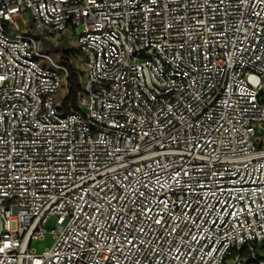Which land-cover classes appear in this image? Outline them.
Listing matches in <instances>:
<instances>
[{"label": "built area", "instance_id": "built-area-1", "mask_svg": "<svg viewBox=\"0 0 264 264\" xmlns=\"http://www.w3.org/2000/svg\"><path fill=\"white\" fill-rule=\"evenodd\" d=\"M32 25L76 34V107ZM255 245L264 0H0V264H249Z\"/></svg>", "mask_w": 264, "mask_h": 264}, {"label": "trees", "instance_id": "trees-1", "mask_svg": "<svg viewBox=\"0 0 264 264\" xmlns=\"http://www.w3.org/2000/svg\"><path fill=\"white\" fill-rule=\"evenodd\" d=\"M30 32L32 34H35L40 39L43 51H52L54 53L61 54L58 58V62L63 63L68 69V102L76 107V105L78 104L79 95L82 92V84L84 81L85 72L77 65L74 49L70 47L69 39L66 36H63L60 38L59 45L55 46L54 42L51 39H47L43 35H41L33 25L31 26ZM78 51L80 53L79 49ZM255 249L257 258H251L249 260V264H258V260L260 258H264V245H255Z\"/></svg>", "mask_w": 264, "mask_h": 264}, {"label": "rangeland", "instance_id": "rangeland-1", "mask_svg": "<svg viewBox=\"0 0 264 264\" xmlns=\"http://www.w3.org/2000/svg\"><path fill=\"white\" fill-rule=\"evenodd\" d=\"M30 18H31L30 12H24L22 16L18 17L17 22L24 29L25 25L23 23V19L30 20ZM82 29H83V26H80L79 29H78L79 33H81ZM39 33L41 35H43L45 38H47V39H49V37H50L49 35H47V34H45L43 32L39 31ZM63 36H66L69 39L70 47L72 49H74V54H75V57H76L77 65L82 70L86 71V64L83 62L84 58H83L82 54L79 53V51H78L77 42H76V39H75L76 34L73 32V30H68L65 34H61L59 36L58 35H54L50 39L54 42V45L56 46V45H59L60 38L63 37ZM41 48H42V46H41ZM46 53H48L51 56V58H52V60L54 62L60 63V62H58V58L61 55L60 53H54L52 51H49V52H46ZM82 111L84 112V114H87L88 113V108L83 105L82 106ZM55 226H56V217L52 216L50 218V220L45 224V227H46L47 230H51ZM55 241H56L55 235L53 233L49 232V233L45 234L44 237L33 240L32 244H31V248L36 253L42 254L46 250L52 248V246L54 245Z\"/></svg>", "mask_w": 264, "mask_h": 264}]
</instances>
